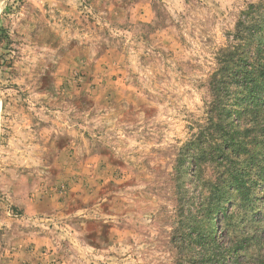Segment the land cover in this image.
<instances>
[{
	"label": "rangeland",
	"instance_id": "rangeland-1",
	"mask_svg": "<svg viewBox=\"0 0 264 264\" xmlns=\"http://www.w3.org/2000/svg\"><path fill=\"white\" fill-rule=\"evenodd\" d=\"M255 9L0 0V264H264V232L243 240L264 229V101L240 110L211 82ZM230 167L255 178L249 203L214 197Z\"/></svg>",
	"mask_w": 264,
	"mask_h": 264
},
{
	"label": "trees",
	"instance_id": "trees-1",
	"mask_svg": "<svg viewBox=\"0 0 264 264\" xmlns=\"http://www.w3.org/2000/svg\"><path fill=\"white\" fill-rule=\"evenodd\" d=\"M256 11L258 13V10H252ZM244 23V22H243ZM245 24V23H244ZM248 32H247V40L246 42L241 45V52H236L233 49L227 50L226 54L222 56L223 58L221 61H223V68L221 72L214 73L211 77V82L213 83L212 87L214 90H218L219 93L217 97H222V92H225L227 94L230 85L234 84L236 88L231 92L230 95H233L236 99L241 101L240 99H246L249 102H251L252 106L248 108V106H242L240 110L249 109L252 111H255L258 109L260 101H264V13L259 14L257 16V20H254L252 24H249L247 26ZM250 46L253 47V51L250 52ZM244 48H247L245 50ZM220 88L222 90H220ZM220 110L227 114L229 117L232 114L231 109L229 107H226L223 105ZM239 109H234V112H237ZM225 117H227L225 115ZM221 125L225 129V125L221 123ZM228 126V125H227ZM226 130V129H225ZM228 133L229 130H226ZM222 136V135H221ZM225 137V136H223ZM255 139V138H253ZM258 139V138H256ZM227 142H225L226 144ZM232 145H235L240 150L246 149V145L243 142L235 143L231 142ZM255 146H259L258 143L255 144ZM256 147V148H257ZM255 147L253 146V149ZM224 151H227V147H222ZM205 155V152H202V156ZM237 157V154L235 155ZM264 156V155H263ZM250 157H253L251 155ZM264 162V158H258L256 159V163ZM264 167V165L262 166ZM241 168V167H240ZM259 175V173H257ZM222 179H218V181L211 180V183L215 185L214 191V197H217V199H221L223 202L228 203L231 200L230 195L237 196V200L243 199L246 202H250V197L252 194V191L255 188V178L248 177L249 170L245 169H239L230 167L225 169L222 173ZM225 187L228 190V197L227 199L221 198V194L219 193L221 189ZM237 195H236V194ZM236 206L240 205V201L233 202ZM220 208H222V205H220ZM232 204L229 208V212H231ZM224 216H227L226 214ZM216 222L211 221L209 224V241L211 244L215 245L216 241L214 240V233L216 229ZM258 232H264V229L262 227L259 228L258 231H256L254 234H244L245 237L243 240H245V248L248 249L253 243V241L258 237ZM242 242V241H239ZM239 248L235 244H231L230 246H227L225 249H223L226 254H231V262L235 261L238 257H240V253L237 250ZM262 244L258 246V249L256 250L258 254L256 257L262 261L264 260V256H262ZM223 250H219L215 252V254H211V259L216 258L217 254L222 255ZM246 255V254H245ZM206 259L207 256H205Z\"/></svg>",
	"mask_w": 264,
	"mask_h": 264
}]
</instances>
